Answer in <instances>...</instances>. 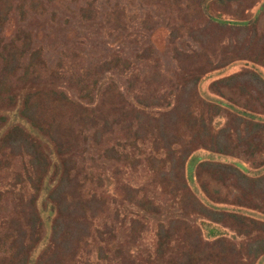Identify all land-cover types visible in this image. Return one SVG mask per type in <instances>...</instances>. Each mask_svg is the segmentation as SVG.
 <instances>
[{
    "label": "rangeland",
    "instance_id": "1",
    "mask_svg": "<svg viewBox=\"0 0 264 264\" xmlns=\"http://www.w3.org/2000/svg\"><path fill=\"white\" fill-rule=\"evenodd\" d=\"M0 100V264H264V0H0Z\"/></svg>",
    "mask_w": 264,
    "mask_h": 264
},
{
    "label": "trees",
    "instance_id": "2",
    "mask_svg": "<svg viewBox=\"0 0 264 264\" xmlns=\"http://www.w3.org/2000/svg\"><path fill=\"white\" fill-rule=\"evenodd\" d=\"M16 102V100H14V101H10V103H9V105L11 104L12 106H13V108L12 109H21V110H19L20 111V113H23V111H24V109L26 108V100L25 101H23L21 104L22 105H20L22 108H19V105L18 104H16L15 103ZM4 103V101H2V100H0V105H2ZM0 128H4V127H6L8 124H9V121H8V119H7V116H4L3 114H1L0 113ZM30 124H32V123H30ZM35 128L37 127L38 128V126H36L35 124H32ZM21 127L22 128H24V129H22L23 131H24V134L26 135V137L27 138H30V140L33 142V140H34V142L38 145V142L39 141H37V139H33L32 138V135L31 134H33L32 133V131L29 129V128H27V127H25L24 125H21ZM17 127H15V129H16ZM34 129V128H33ZM26 130V131H25ZM41 145V144H40ZM46 145V144H45ZM47 146V145H46ZM48 147V146H47ZM50 147V146H49ZM50 151V153H51V151H53V149L51 148V149H49ZM54 150H55V152H57L58 154H60L61 152H62V149H60V148H56V146H55V148H54ZM39 154V158L40 159H44V160H46L47 158H46V154L44 153V152H39L38 153ZM52 154V153H51ZM51 162V161H50ZM188 162L190 163V165H189V167H187L188 168V177H191V169H192V162H194V158L193 157H190L189 158V160H188ZM188 163V164H189ZM54 167L56 168V170L58 171L61 167L59 166V165H56V164H54ZM48 170H49V162H48V164H47V171H46V173H45V175L48 173ZM40 180H41V177H40V179H39V182H40ZM191 180V178H187V181H188V183H189V181ZM182 188H183V190H184V192H185V194H186V197H188L189 198V200L190 201H192L193 203H197L198 204V200H197V197L195 196V194L193 193V192H191L190 191V189L188 188V184H187V182L184 180V182H183V184H182ZM46 189V187L44 188V190ZM192 203V205L190 206V208H191V210H190V212H192V213H189L188 214V212H186V214H184L185 215V218L188 220V218L189 217H191V216H193V214L195 213V209H194V204ZM240 205V204H239ZM196 216V215H195ZM168 216H165V218H167ZM181 221H185V219L184 220H181ZM190 221H191V224L194 226V220H191V218H190ZM166 222V224H167V221H165ZM160 224L161 223H159V227H160ZM36 232H37V235L41 232V230H39V228H37V230H36ZM157 235H158V232H157ZM158 237H159V235H158ZM44 237H42V239H43ZM160 238V237H159ZM158 238V239H159ZM41 239V240H42ZM163 239L164 238H160V242H159V250H160V248H161V246L163 247V245H164V242H162L163 241ZM27 252H26V254L28 255V256H26V259H24V261H23V264H34V261H32V259H31V256L32 255H34V254H36V247H34V248H27ZM7 255V254H6ZM6 255H4V259H3V261L2 262H4L5 264H14V262L11 260V256L9 255V253H8V255L6 256ZM12 255V254H11ZM33 262V263H32Z\"/></svg>",
    "mask_w": 264,
    "mask_h": 264
},
{
    "label": "flooded vegetation",
    "instance_id": "3",
    "mask_svg": "<svg viewBox=\"0 0 264 264\" xmlns=\"http://www.w3.org/2000/svg\"><path fill=\"white\" fill-rule=\"evenodd\" d=\"M248 170H249V169H248V165H247V170H246V171L248 172ZM261 174H262V177H263L264 172L261 173ZM247 175H248V174H247ZM247 175H245V176H246L245 179H246V178H247V179L249 178V177H248L249 175H248V176H247ZM262 177H261V179H262Z\"/></svg>",
    "mask_w": 264,
    "mask_h": 264
}]
</instances>
